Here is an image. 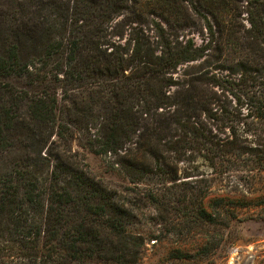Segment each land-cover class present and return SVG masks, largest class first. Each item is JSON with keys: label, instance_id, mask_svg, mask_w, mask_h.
I'll return each mask as SVG.
<instances>
[{"label": "trees", "instance_id": "trees-1", "mask_svg": "<svg viewBox=\"0 0 264 264\" xmlns=\"http://www.w3.org/2000/svg\"><path fill=\"white\" fill-rule=\"evenodd\" d=\"M136 1L0 0V264L136 262L114 172L198 226L264 206V0H196L199 42Z\"/></svg>", "mask_w": 264, "mask_h": 264}, {"label": "rangeland", "instance_id": "rangeland-1", "mask_svg": "<svg viewBox=\"0 0 264 264\" xmlns=\"http://www.w3.org/2000/svg\"><path fill=\"white\" fill-rule=\"evenodd\" d=\"M208 3L209 0H201L203 6ZM194 4L200 3L196 0H137L133 4L135 12L128 15L130 20H138L147 28L150 19H156L170 37L181 40L193 36L199 42L203 27ZM86 161L91 174L98 175L105 169L103 156L87 154ZM183 165L181 162L176 165L177 174L182 172ZM114 173V180L106 179V182L118 190V200L124 201L131 210V223L127 228L130 230L128 246L137 256L133 264H264V206L240 209L237 220H232L228 226L220 223L223 213L219 214L216 224L198 226L177 209L182 204L167 196L175 184L171 188L168 184L164 186L165 202L170 205H156L144 199L143 193H137L136 187L142 190L145 185L133 184L123 179L122 174Z\"/></svg>", "mask_w": 264, "mask_h": 264}]
</instances>
